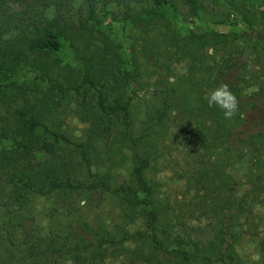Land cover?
<instances>
[{
  "label": "trees",
  "instance_id": "1",
  "mask_svg": "<svg viewBox=\"0 0 264 264\" xmlns=\"http://www.w3.org/2000/svg\"><path fill=\"white\" fill-rule=\"evenodd\" d=\"M250 6L0 0V264H242L236 246L264 206V124L243 128L259 105L252 59L264 57ZM206 14L251 33L179 26ZM111 15L133 28L126 45L105 30ZM222 83L239 101L230 120L205 99ZM68 101L80 120L93 116L78 135L61 118ZM163 169L181 197L163 189ZM29 194L61 204L48 225L26 214ZM71 195L110 199L118 221L81 218L64 204ZM254 229L264 264V221Z\"/></svg>",
  "mask_w": 264,
  "mask_h": 264
},
{
  "label": "rangeland",
  "instance_id": "2",
  "mask_svg": "<svg viewBox=\"0 0 264 264\" xmlns=\"http://www.w3.org/2000/svg\"><path fill=\"white\" fill-rule=\"evenodd\" d=\"M252 6V33L248 28L247 24L239 20L237 25H232L229 23L216 22L209 15H204L201 18L190 19V20H180L179 26L182 27H193L201 29L215 30L219 32H224L229 34L232 37L240 36L243 32H249L252 35V43L255 44V50L260 51L261 47H264V0H249ZM220 5V4H219ZM103 26L105 30L110 33V35L117 41L126 45L127 43V33L129 30L133 31V28L128 26L127 28L123 27L121 22L116 19L115 16L111 15L108 18L103 20ZM69 53V50H67ZM254 53H252V56ZM259 62L256 59H252V75L256 76L257 79L252 78V81L257 83H252V92L254 97L258 100V107L252 109L251 111L245 114V123L243 128L246 132H253L257 130L260 126L264 124V75L263 66H264V57H260ZM245 60L241 58L239 64H246ZM183 66L181 64L176 66V71L181 72ZM258 76H261L260 78ZM24 77L32 78L30 75L24 74ZM66 106H70L66 109V113L62 114V120L67 127L68 133H75L76 135L80 134L83 129L88 125L89 121L92 120L93 116L88 117L86 121L80 120L72 111L73 106L68 101ZM169 122L165 124L170 128L174 129ZM170 131V130H169ZM175 133V132H174ZM173 134V133H171ZM175 141V140H174ZM180 148L181 145L177 144ZM181 153H176L180 158ZM129 161H125L123 166L117 169V171L122 174V176H127L129 170ZM239 176V174H238ZM160 182H163V189L166 192H170L171 195L182 196V185L180 182L174 181L172 176V171L170 169H163L157 173L156 177ZM76 195H71L66 200L64 204H67L69 208L74 209L75 213L81 218L88 219L90 222H115L118 221L117 218V208L108 198H103L102 201L97 202L94 200L82 199ZM64 202V201H63ZM53 206L60 207L61 204H54L50 198L40 194H29L28 201V211L26 214L33 215L35 217V222L38 226L44 227L48 225L47 212ZM65 205H63L64 209ZM60 209V210H61ZM254 218H249V227H244L245 232L243 234L242 240L236 246V252L238 258L242 264H262V256L259 255L257 251L256 241L252 239V236L249 235V230L255 228L254 230L260 231L261 224L264 221V206H257L254 212ZM253 226V227H252ZM258 229V230H257ZM108 264H119L117 261L109 262Z\"/></svg>",
  "mask_w": 264,
  "mask_h": 264
},
{
  "label": "clouds",
  "instance_id": "3",
  "mask_svg": "<svg viewBox=\"0 0 264 264\" xmlns=\"http://www.w3.org/2000/svg\"><path fill=\"white\" fill-rule=\"evenodd\" d=\"M209 107H218L225 119H232L239 111V101L229 84L222 83L205 96Z\"/></svg>",
  "mask_w": 264,
  "mask_h": 264
}]
</instances>
